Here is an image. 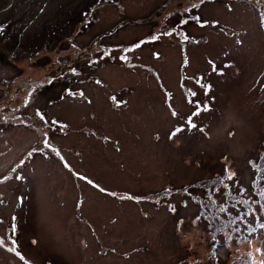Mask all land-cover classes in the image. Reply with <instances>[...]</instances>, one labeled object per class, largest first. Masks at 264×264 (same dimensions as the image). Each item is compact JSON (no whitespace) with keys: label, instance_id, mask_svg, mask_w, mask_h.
<instances>
[{"label":"rangeland","instance_id":"obj_1","mask_svg":"<svg viewBox=\"0 0 264 264\" xmlns=\"http://www.w3.org/2000/svg\"><path fill=\"white\" fill-rule=\"evenodd\" d=\"M263 27L264 0H0V264H264Z\"/></svg>","mask_w":264,"mask_h":264},{"label":"snow or ice","instance_id":"obj_2","mask_svg":"<svg viewBox=\"0 0 264 264\" xmlns=\"http://www.w3.org/2000/svg\"><path fill=\"white\" fill-rule=\"evenodd\" d=\"M169 35L171 34V33H168ZM137 47H139V45H137ZM126 59V58H125ZM96 83L97 84H100L101 82L98 80V81H96ZM70 95L72 94V93H69ZM80 95L81 96H83V93H80ZM191 95L192 96H195V93L193 92V93H191ZM112 99H113V101H115L116 102V104H117V107H119V106H121L122 105V103H125V102H123V101H118L117 100V98H115V97H112ZM201 106L200 105H197V108L199 109ZM204 110H207V107L206 106H204ZM199 114V112H196V113H194L193 115H198ZM38 115H39V113H38ZM172 115L173 116H175L176 115V112L175 111H173L172 112ZM41 119L43 120L44 119V117L41 115ZM52 123H58L57 121H52ZM186 124L190 127V128H194V127H196V125L193 123V121H192V119L191 118H189L187 121H186ZM60 127L61 128H64V127H67V125H63V124H61L60 125ZM180 131H182V129H177L176 130V132H173L171 135H170V139L172 138V137H174L178 132H180ZM44 147L45 148H51V145L48 143V141L45 139V141H44ZM51 151L52 152H54L57 156H60V153L58 152V150L57 149H55V148H51ZM29 155H31V153L29 154ZM61 158V160L63 159V157H60ZM65 168H69V165L67 164V163H65ZM69 170L71 171V169L69 168ZM14 171H15V169H14ZM74 175H78V174H75L74 173ZM20 177L18 176L17 177V179H19ZM78 178L79 179H81V180H85L89 185H91L93 188H96V189H98L100 192H102V193H105V194H107V195H110V196H115L116 194L115 193H108L105 189H103L102 187H100L99 185H97V184H95L93 181H91V180H88L86 177H84V176H78ZM120 199H125V198H127V199H135L134 197H131V196H129V197H124V196H120L119 197ZM15 231H16V228H15V225L13 224V226H12V233H13V235L15 234ZM13 243H14V241H13ZM5 245V242L2 240V239H0V246H4ZM9 251H13L14 249L13 248H9L8 249Z\"/></svg>","mask_w":264,"mask_h":264},{"label":"trees","instance_id":"obj_3","mask_svg":"<svg viewBox=\"0 0 264 264\" xmlns=\"http://www.w3.org/2000/svg\"><path fill=\"white\" fill-rule=\"evenodd\" d=\"M12 44H14V43H12ZM38 52H39V51H36V53H38ZM36 53H35V54H36ZM9 57H11V58H12V55H9ZM69 66H70V65H69Z\"/></svg>","mask_w":264,"mask_h":264}]
</instances>
